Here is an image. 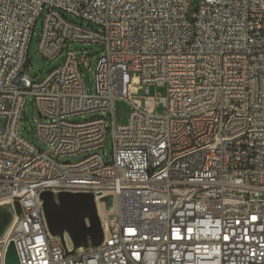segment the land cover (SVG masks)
<instances>
[{
    "label": "built area",
    "instance_id": "obj_1",
    "mask_svg": "<svg viewBox=\"0 0 264 264\" xmlns=\"http://www.w3.org/2000/svg\"><path fill=\"white\" fill-rule=\"evenodd\" d=\"M38 22L37 53L65 57L35 81ZM71 41L101 46L90 91ZM28 95L47 151L20 133ZM54 186L112 191L102 243L43 237ZM0 200L18 264H264V0H0Z\"/></svg>",
    "mask_w": 264,
    "mask_h": 264
},
{
    "label": "rangeland",
    "instance_id": "obj_2",
    "mask_svg": "<svg viewBox=\"0 0 264 264\" xmlns=\"http://www.w3.org/2000/svg\"><path fill=\"white\" fill-rule=\"evenodd\" d=\"M200 2L201 0H192V3L194 5L199 4ZM64 16L72 23H78L84 26H88L86 23H84L78 18L73 17L70 14L65 13ZM39 31H40V23L38 22L34 28V34L32 35V39L29 44V50H28L29 63H28V66L24 68V72L27 73V75L30 77L31 80H35V81L43 79L49 71H51L53 68L62 64L64 57H65V51L61 53L60 55H58L56 58L51 59V60L45 59L40 54H38L36 49H37V40H38ZM67 48L71 51H75L78 56L83 55L87 57L88 65L81 64L79 69L84 79V82L86 84V87L90 91L92 89V84H93V68H94L97 58L100 56L102 52L101 46L97 43H87L86 44V43H82L78 41H71L67 44ZM149 92L152 94L157 92L163 95L164 89L151 87L149 89ZM125 108H126L125 105H123L122 103H117L116 105L117 111L120 109H125ZM157 111L161 112L162 108L158 107ZM98 115H99L98 112L86 113L82 116H74L71 118V120L72 121H83V120L95 118ZM121 116L124 117L125 114L122 113ZM38 120H39V115L37 112V108L35 106V103L32 97L28 95L26 98L24 107H23V113H22V117L19 123L20 133L25 139L32 142L35 146L40 148L42 151H47L48 146L37 137L34 131L35 122ZM107 120L109 121V118H107ZM98 152L102 154V157L105 161H109L111 159V137H110L109 131H107V134L104 138L103 148H99ZM86 156H87V153H78L75 155H71L69 157H59L57 158V160L62 161V160L68 159L70 162H78ZM40 200L42 199L40 198ZM108 210H110L111 212V208H109ZM110 212L106 214L105 217L103 216L101 212H98V211L95 212V217L98 222L99 228L102 232V237L105 234V230H106L105 226L112 219V213ZM89 222H90L89 218L85 217L84 223L87 225H90ZM0 240H3V239H1L0 237ZM57 240L59 239L57 238Z\"/></svg>",
    "mask_w": 264,
    "mask_h": 264
},
{
    "label": "bare ground",
    "instance_id": "obj_3",
    "mask_svg": "<svg viewBox=\"0 0 264 264\" xmlns=\"http://www.w3.org/2000/svg\"><path fill=\"white\" fill-rule=\"evenodd\" d=\"M46 191H49L47 193L50 194V201L58 210L63 203H80L83 201V197L86 194V191L81 189H62L61 186H54V188H49ZM42 205V202H39V210H41L44 219L43 237H57L60 240H57V244L62 243L64 245L63 248H65L67 251H71L75 247H80L81 240L73 237L66 228L52 224L48 219L47 212L45 211L46 209L42 208ZM114 206L115 198L112 191L110 190H103V192L99 195H95V198H93V201L90 203V207H92L95 212H101L104 217L110 212V210H108L109 208H111L110 213L113 212ZM83 209L84 208H80L79 210ZM14 218L15 212L9 203L6 200H0V237L3 239L0 240V264H17L16 250L9 236V232L14 228ZM84 226H86L88 229L90 228V225L84 224ZM100 243H102V240ZM84 249H91V244L88 243L86 246H84Z\"/></svg>",
    "mask_w": 264,
    "mask_h": 264
},
{
    "label": "water",
    "instance_id": "obj_4",
    "mask_svg": "<svg viewBox=\"0 0 264 264\" xmlns=\"http://www.w3.org/2000/svg\"><path fill=\"white\" fill-rule=\"evenodd\" d=\"M47 192L49 191L41 192L40 198L42 199V208L46 209L45 211L47 212L48 219L51 221L52 224L58 225L60 227L62 226V228H66L70 232V234H72L73 237L80 239V247L86 246L88 243L98 244L101 242L102 232L95 217V210L90 207V203L91 201H93L94 198L90 192H86L85 196L83 197V201H81L80 203H61L62 205L59 210L53 206L50 201V194ZM9 205L12 207L15 213H18L19 206L16 201L13 202V204L9 203ZM80 208L84 209L79 210ZM85 217H88L90 220L89 229L84 226ZM76 248L77 247L73 248L71 251H67L65 248L64 250L65 253L68 254Z\"/></svg>",
    "mask_w": 264,
    "mask_h": 264
}]
</instances>
